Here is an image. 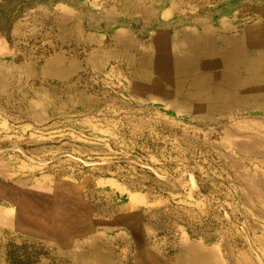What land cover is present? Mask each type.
Segmentation results:
<instances>
[{"label": "rangeland", "instance_id": "1", "mask_svg": "<svg viewBox=\"0 0 264 264\" xmlns=\"http://www.w3.org/2000/svg\"><path fill=\"white\" fill-rule=\"evenodd\" d=\"M0 264H264V0H0Z\"/></svg>", "mask_w": 264, "mask_h": 264}, {"label": "bare ground", "instance_id": "2", "mask_svg": "<svg viewBox=\"0 0 264 264\" xmlns=\"http://www.w3.org/2000/svg\"><path fill=\"white\" fill-rule=\"evenodd\" d=\"M163 60H164V59H163ZM184 61H185V60H180V61H179V64H175L174 61H170V59L168 58L167 61H166V63H167V65L170 66V67L173 66V68H174L175 66H177V67L181 66V67H184V69H187V68L185 67ZM218 65H220V63H218ZM175 68H176V67H175ZM176 69H177V68H176Z\"/></svg>", "mask_w": 264, "mask_h": 264}, {"label": "crops", "instance_id": "3", "mask_svg": "<svg viewBox=\"0 0 264 264\" xmlns=\"http://www.w3.org/2000/svg\"><path fill=\"white\" fill-rule=\"evenodd\" d=\"M258 86H260V85H258Z\"/></svg>", "mask_w": 264, "mask_h": 264}]
</instances>
